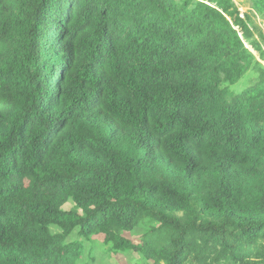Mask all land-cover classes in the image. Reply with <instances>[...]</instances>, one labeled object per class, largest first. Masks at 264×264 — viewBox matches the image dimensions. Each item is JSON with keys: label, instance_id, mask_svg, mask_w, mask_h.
I'll list each match as a JSON object with an SVG mask.
<instances>
[{"label": "trees", "instance_id": "obj_1", "mask_svg": "<svg viewBox=\"0 0 264 264\" xmlns=\"http://www.w3.org/2000/svg\"><path fill=\"white\" fill-rule=\"evenodd\" d=\"M256 14L0 0V264H91L97 235L143 264H264Z\"/></svg>", "mask_w": 264, "mask_h": 264}, {"label": "rangeland", "instance_id": "obj_2", "mask_svg": "<svg viewBox=\"0 0 264 264\" xmlns=\"http://www.w3.org/2000/svg\"><path fill=\"white\" fill-rule=\"evenodd\" d=\"M235 4L238 6V10L240 12V15L242 17H245V14L247 13V10H250L251 8V0H233ZM254 20L260 25L261 29L264 31V20H261V17L256 14L254 17ZM258 59L261 63L264 64V61L260 60L258 56L256 55V52L251 48L246 46ZM264 48V44H263ZM72 207V203L68 202L64 205L65 209H69ZM130 237V235L128 236ZM95 238V244L94 248H92V244H88L87 248L88 250H92V256L94 261H92L91 264H143V261L141 259V256H139L137 253L132 251H118L117 253H110L106 246H103V236L97 235ZM77 239V235L73 234L72 237H69L66 239V242H71L73 240ZM132 240L136 243L137 238L133 237ZM90 247V248H89Z\"/></svg>", "mask_w": 264, "mask_h": 264}]
</instances>
